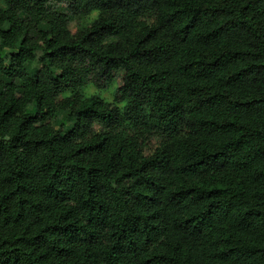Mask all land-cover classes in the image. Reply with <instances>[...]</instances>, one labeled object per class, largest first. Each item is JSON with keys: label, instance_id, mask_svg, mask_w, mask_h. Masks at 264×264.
I'll list each match as a JSON object with an SVG mask.
<instances>
[{"label": "trees", "instance_id": "trees-1", "mask_svg": "<svg viewBox=\"0 0 264 264\" xmlns=\"http://www.w3.org/2000/svg\"><path fill=\"white\" fill-rule=\"evenodd\" d=\"M0 264H264V0H0Z\"/></svg>", "mask_w": 264, "mask_h": 264}, {"label": "rangeland", "instance_id": "rangeland-1", "mask_svg": "<svg viewBox=\"0 0 264 264\" xmlns=\"http://www.w3.org/2000/svg\"><path fill=\"white\" fill-rule=\"evenodd\" d=\"M47 6L49 8L56 10L57 12L67 15L68 21H69L68 29L71 33H75L87 27L91 23V21L96 17V14L93 13L87 17L81 16L79 18H74L67 14L66 7L64 4H55L53 2H48ZM41 28L44 29V26H42ZM26 68L30 75H34L39 70L40 65L38 62L35 61L33 63H29ZM54 73L57 74L56 72ZM118 85H119V81L117 78V80H115L113 84L101 90H96L95 88L88 86V87L83 88L81 91L85 97L96 95L100 99L104 100L106 103L111 104L113 103L114 93ZM26 110L28 112L33 111L34 110L33 105L28 106ZM51 123H52V126L55 128V130H58L60 127H62L64 132H68L72 128L74 120L70 118L66 113H58L55 115V117H53Z\"/></svg>", "mask_w": 264, "mask_h": 264}]
</instances>
